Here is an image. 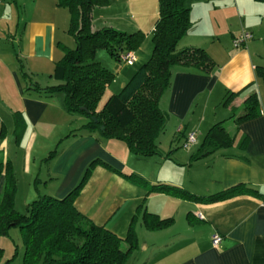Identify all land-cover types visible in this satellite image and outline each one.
<instances>
[{"label": "crops", "instance_id": "obj_1", "mask_svg": "<svg viewBox=\"0 0 264 264\" xmlns=\"http://www.w3.org/2000/svg\"><path fill=\"white\" fill-rule=\"evenodd\" d=\"M260 3L264 1L187 0L191 26L177 48L205 49L215 68L208 74L175 68L161 105L169 122L159 138V153L137 159L123 142L100 138L82 128L85 119L74 121L60 96H43L29 83L31 78L41 88L56 85L44 86L40 76L45 74L51 82L54 65L64 56L67 9L58 7L57 0H0V160L12 164V142L6 128L13 127L15 132L18 122L23 131L18 142L14 136L15 145L31 143L32 160H46V171L41 172L42 162L31 175L35 181L29 185L26 206L43 195L63 198L97 160L75 206L121 238L132 226L138 246L126 264H264V6ZM157 16L158 0H111L107 7L93 10L92 29L141 32L149 39ZM242 31L251 33L252 39L235 48L233 40ZM145 47L135 52L137 68L151 56L152 50L149 54ZM103 58L102 54L96 57L101 65ZM124 65L115 62L113 72L125 73L117 86L110 84L107 94L121 90L133 75V71L117 69ZM230 93L234 96L223 104ZM253 93L259 100V115L237 122L246 113L245 100ZM217 124L227 130L232 142L212 151L205 139ZM191 131L197 134L196 145L191 151H179ZM54 144L61 148L57 155L50 151ZM135 160L146 163L145 173L132 167ZM101 162L123 174H128L129 167L147 186L171 184L209 197L243 185L260 196L200 203L148 194L146 187ZM4 180L1 175L0 195ZM144 212L172 222L149 230L142 221ZM214 234L221 237L218 246L211 243Z\"/></svg>", "mask_w": 264, "mask_h": 264}, {"label": "trees", "instance_id": "obj_2", "mask_svg": "<svg viewBox=\"0 0 264 264\" xmlns=\"http://www.w3.org/2000/svg\"><path fill=\"white\" fill-rule=\"evenodd\" d=\"M111 0H57V6L69 13L68 32L75 47L65 48L64 56L55 63L51 77L56 85L43 88L29 79V83L43 96H60L64 110L72 118L85 119L82 128L100 138L123 142L137 159H147L159 153V138L165 133L169 115L162 109L175 68L195 69L210 73L215 62L203 48L178 49L179 41L191 26L187 0H158V16L151 35L150 58L136 69L118 93L109 95L101 108L99 104L115 78L96 60L98 50H105L116 61L123 53L136 52L145 35L141 32L126 33L111 28L92 29V12L107 7ZM262 2L264 0H256ZM25 75V74H24ZM234 94H229L227 105ZM246 113L237 122L259 115L256 93L245 100ZM18 122V120H17ZM23 129L17 123L15 138L18 142ZM71 131L70 134H73ZM205 142L212 151L232 142L227 130L220 124L208 132ZM96 161L86 168L79 183L63 198L43 195L26 206L25 213L15 209L17 180L10 160H0V176L4 175L0 195V237L18 228L23 244V264H126L137 249L138 240L131 228L121 238L99 226L83 215L75 200L85 186ZM101 164L130 182L146 187L148 194H165L192 202H217L238 195L259 193L237 185L209 197L192 194L171 184L157 183L147 186L135 174H123L107 163ZM144 226L157 230L171 224L170 219L144 212ZM18 254L15 247L14 256Z\"/></svg>", "mask_w": 264, "mask_h": 264}, {"label": "rangeland", "instance_id": "obj_3", "mask_svg": "<svg viewBox=\"0 0 264 264\" xmlns=\"http://www.w3.org/2000/svg\"><path fill=\"white\" fill-rule=\"evenodd\" d=\"M264 6V3H260V6ZM70 21V19H69ZM68 26H69V23H68ZM145 35V38H144V41L142 43V45L146 44V47L148 48V52L149 54L151 53V50H152V41H151V37L149 39H147V34H144ZM148 40V41H147ZM63 42V45L64 46V49L65 48H69V49H73L75 47V42H74V38L73 36L68 32V28H67V33H66V37H64V39L62 40ZM141 45V46H142ZM145 47V48H146ZM97 52H99L97 54V58L99 56H102L104 57L102 60V65L104 67H108L107 69L110 70L111 72H113L115 70V60L108 54L107 51L105 50H98ZM151 55V54H150ZM97 60V59H96ZM99 61V60H97ZM106 63V64H104ZM261 63H264V62H261ZM108 65V66H106ZM264 65V64H262ZM109 67H111L109 69ZM138 65L135 64L134 66L132 67H129L128 65H124V66H118L117 69L119 68V71L121 69H124V70H130V71H133V74L134 72L136 71ZM118 72V70H117ZM124 73H114L115 74V78L113 80V82L111 83L112 86L114 87V84H116L117 86V83L118 81L124 76ZM43 75V74H42ZM40 81L42 82V84L45 86L47 84H58L57 81L55 80H48L46 78V75L44 74L43 76H40ZM131 77V76H130ZM130 79V78H129ZM37 81V79H36ZM128 81V80H127ZM113 87L111 91H113ZM120 91V90H119ZM118 91V92H119ZM118 92H115L118 93ZM109 94L106 93V95H104V97L102 98L100 104H99V108L102 107V105L104 104V102H106V100L108 99V96ZM81 119V117H76L74 118V121L75 120H79ZM228 130H229V126H225ZM14 128L13 127H9L6 128V134L8 135V137L11 138V142L10 143L11 145V148H10V158H11V161H12V167H13V171H14V174H15V177H16V180L17 181V190H16V195H15V209L16 211H18L19 213H25L26 211V197L27 196V193L29 192V185H34V181L35 179L32 177L31 178V175L32 173H35L38 169H39V165L42 164L43 162V165H42V173H44V170H45V161L46 160H41L40 158L37 159L36 162H34L32 160V156H31V151L30 149L32 148V144H27L25 146L21 145V144H17L15 145V139H14ZM75 133V132H74ZM12 134V135H11ZM13 137V139H12ZM54 144V148L52 150H50L51 152L53 151L54 152V155H57L59 152H61V148H58V146ZM23 147V148H21ZM193 147V146H192ZM191 147L188 149V151H191ZM179 151L181 152H188V151H184V149H178ZM49 151V150H48ZM56 151V152H55ZM196 151V149H195ZM128 152V151H127ZM47 151L44 152L43 156L46 155ZM42 156V157H43ZM120 159H122L123 161H127V158L126 157H122L121 155L119 156ZM25 163V164H24ZM133 166L132 167H135V169H138L139 171H141L142 173L144 172L145 173V165L146 163H143L142 161H133ZM131 164V165H132ZM25 165V166H24ZM24 166V167H23ZM46 171V170H45ZM128 174H132L131 172V169L129 167H127V170ZM135 173V172H134ZM31 179V180H30ZM43 182V181H42ZM41 183L40 186L43 187L44 185ZM29 194V193H28ZM18 247V254L14 256V250H15V247ZM22 252H23V244H22V241H21V235H20V231L18 228H12L10 231H9V234L7 236H1L0 237V264H23L22 263Z\"/></svg>", "mask_w": 264, "mask_h": 264}, {"label": "built area", "instance_id": "obj_4", "mask_svg": "<svg viewBox=\"0 0 264 264\" xmlns=\"http://www.w3.org/2000/svg\"><path fill=\"white\" fill-rule=\"evenodd\" d=\"M252 39V34L247 31H242L241 34L233 40V46L235 48H241L246 45V43ZM120 61L128 66H133L136 63V55L133 51H128L123 53L120 57ZM177 132H181V128L177 129ZM197 134L194 131L188 132L185 135L184 142L182 144L183 149H189L190 147L196 145ZM211 243L213 246H218L221 243V237L218 234H214L211 237Z\"/></svg>", "mask_w": 264, "mask_h": 264}]
</instances>
